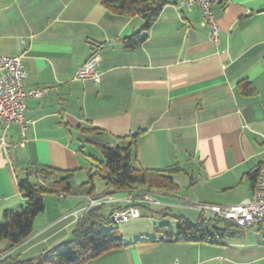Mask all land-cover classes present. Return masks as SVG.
<instances>
[{"label": "crops", "instance_id": "obj_1", "mask_svg": "<svg viewBox=\"0 0 264 264\" xmlns=\"http://www.w3.org/2000/svg\"><path fill=\"white\" fill-rule=\"evenodd\" d=\"M214 12L217 45L200 8L187 9L185 0H168L148 39L131 45L125 38L145 19L114 13L100 0H0V55L23 56L27 90L48 88L42 98L26 99L23 144L0 149V220L6 209L24 204L19 179L30 171L74 172L71 190L45 196L33 233L7 249L1 264L36 260L71 240L78 223L73 211L90 194L122 199L151 191L158 202L143 204L141 216L159 214L160 224L172 225L176 216L196 221L203 214L198 203L231 206L252 195L251 173L264 157V0H226ZM93 56L100 82L76 79ZM245 80L255 93L243 91ZM137 131L132 163L178 168L179 187L117 191L102 178L104 188L88 184L104 158L89 157L85 144H126L123 137ZM7 138L22 140L19 128ZM84 171L88 180L74 183ZM116 206L101 207L109 214ZM160 224L85 264H264V237L256 232L231 229L218 241H140ZM6 246L0 240V250Z\"/></svg>", "mask_w": 264, "mask_h": 264}, {"label": "trees", "instance_id": "obj_2", "mask_svg": "<svg viewBox=\"0 0 264 264\" xmlns=\"http://www.w3.org/2000/svg\"><path fill=\"white\" fill-rule=\"evenodd\" d=\"M112 12L127 16L140 15L145 19L143 27L125 38L127 44H137L148 39L154 20L168 4V0H100ZM247 94L255 93L249 88V81L241 83ZM142 131L124 136L126 144L112 145L102 140H89L98 146L104 161L98 162L89 175L88 184L94 185V177L99 176L115 190H134L140 186L147 189L176 190L179 186L174 175L176 169H152L136 166L132 163L134 149ZM259 170L251 173L253 186ZM73 171H64L51 167H40L19 179V187L25 198L24 204L8 208L0 220V240H6L7 246L0 255L29 237L34 230V221L44 210L45 196L52 192H69L72 188ZM111 220V213L104 214L103 207L94 208L85 213L73 230V238L56 249L46 252L36 260L14 264H85L102 253L127 245L124 235ZM239 229L236 225L212 216L201 214L196 221L185 216H176V224H160L155 233L140 241L187 240L218 241L225 232ZM243 231V230H242ZM231 232V231H229ZM233 233V231H232ZM4 259L1 263L5 262Z\"/></svg>", "mask_w": 264, "mask_h": 264}, {"label": "built area", "instance_id": "obj_3", "mask_svg": "<svg viewBox=\"0 0 264 264\" xmlns=\"http://www.w3.org/2000/svg\"><path fill=\"white\" fill-rule=\"evenodd\" d=\"M226 0H185L187 9L199 7L203 18V25L210 29V40L217 45L220 42V25L214 12L215 4H222ZM99 59L91 57L76 73V79L92 78L100 82L101 75L98 70ZM27 70L22 55H0V122L3 130L0 132V149L9 151L12 147L22 145L28 130L29 120L26 117L28 97L42 98L48 88H35L27 90L25 80ZM11 128H19L22 140L15 143L9 141L7 133ZM63 193V192H62ZM87 204L73 211L78 220L88 211L105 206L117 204L111 211V220L118 224L121 221L141 217V206L145 203H157L158 197L151 191L137 194L129 193L122 199L105 193L102 195H87ZM121 205L122 207H119ZM196 207L204 214L226 220L243 231H253L264 237V157L261 162L259 174L252 195L237 205H220L215 203H198ZM5 255H0L2 262Z\"/></svg>", "mask_w": 264, "mask_h": 264}, {"label": "rangeland", "instance_id": "obj_4", "mask_svg": "<svg viewBox=\"0 0 264 264\" xmlns=\"http://www.w3.org/2000/svg\"><path fill=\"white\" fill-rule=\"evenodd\" d=\"M124 144H125L124 142L120 143V145H124ZM84 150L89 157L91 155L93 156L94 154H96V156L98 158H100V159L104 158L102 151L99 148L94 147L90 144H85ZM81 173L82 174H77V176L74 180V183H76V184H77V182L82 183V182L88 180L87 171H84ZM94 180H95L98 187L104 188L105 184L100 177L95 176ZM104 214H107V212L106 213L104 212ZM197 217H198V215L193 217L194 218L193 220H196ZM160 219H163V217H161L159 214H156L154 216L143 215L139 218L121 221L116 226L119 227V229L123 233L124 239L129 240L130 238H135V236H139L138 235L139 232H142L144 234H146V233L151 234V232H153L154 225L160 224L159 223ZM9 264H11V263H9Z\"/></svg>", "mask_w": 264, "mask_h": 264}]
</instances>
